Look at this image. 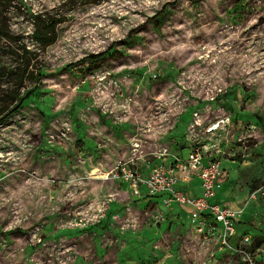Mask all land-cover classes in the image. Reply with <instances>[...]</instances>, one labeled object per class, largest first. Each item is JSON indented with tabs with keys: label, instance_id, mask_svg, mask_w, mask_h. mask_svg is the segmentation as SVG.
Segmentation results:
<instances>
[{
	"label": "rangeland",
	"instance_id": "rangeland-1",
	"mask_svg": "<svg viewBox=\"0 0 264 264\" xmlns=\"http://www.w3.org/2000/svg\"><path fill=\"white\" fill-rule=\"evenodd\" d=\"M0 21V264H238L110 171L139 138L142 173L199 145L264 182V0H0Z\"/></svg>",
	"mask_w": 264,
	"mask_h": 264
},
{
	"label": "built area",
	"instance_id": "built-area-1",
	"mask_svg": "<svg viewBox=\"0 0 264 264\" xmlns=\"http://www.w3.org/2000/svg\"><path fill=\"white\" fill-rule=\"evenodd\" d=\"M194 116L199 118L197 113ZM196 121L198 123V119ZM218 124L219 122L216 126H210L209 130L215 129ZM140 142L139 138L135 139L131 158L125 162H117L110 171L112 173L115 169L110 178L121 184L131 199L137 202L146 203L152 197H160L165 207H190L186 214L190 234L195 239L211 244L212 255L232 258L238 264H256L247 251V245L252 242L249 233L240 235L238 241L232 243V238L237 236V224L245 207L233 209L217 200L218 191L222 187L223 169L221 161L209 154L208 146H193L185 157H174L170 163H149L146 165V173H142L137 166H130L134 164V159L143 155ZM193 180L198 181L199 194L191 191ZM257 194L264 195V182L249 193V197L254 199ZM253 214L256 217L258 212Z\"/></svg>",
	"mask_w": 264,
	"mask_h": 264
},
{
	"label": "crops",
	"instance_id": "crops-1",
	"mask_svg": "<svg viewBox=\"0 0 264 264\" xmlns=\"http://www.w3.org/2000/svg\"><path fill=\"white\" fill-rule=\"evenodd\" d=\"M236 178L237 176L235 175L233 169L229 170L228 177L225 178V171L223 169L222 187L217 194V200L225 202L233 209L245 207V211L242 217L240 218V221L237 224V236L232 238V243H236L240 235L249 233L250 230H254V234L251 235V237L252 236L254 237V240L255 238H258V236L260 235L264 237V212H259V214L256 217L253 214V212L258 211V207L261 206L259 204H261L262 201L264 202V200L260 199L261 194L260 195L257 194L256 198L254 199L250 198L249 188L247 186H246V190L240 189V187L238 188ZM191 191L194 194L200 193V188L197 180H193V183L191 185ZM136 203L139 205L154 204L165 212L168 209H171L172 212L174 213V214L171 213V217L175 220L181 219L182 222L180 224H183L184 230L190 233L186 223V214H188V212L190 211V207L186 205H175L171 207H165L162 204L160 197H152L148 201L146 200V203L145 202L142 203L136 202ZM256 248L262 250L260 246Z\"/></svg>",
	"mask_w": 264,
	"mask_h": 264
},
{
	"label": "trees",
	"instance_id": "trees-1",
	"mask_svg": "<svg viewBox=\"0 0 264 264\" xmlns=\"http://www.w3.org/2000/svg\"><path fill=\"white\" fill-rule=\"evenodd\" d=\"M33 24H34V37L39 40V41H47V40H52L53 38V27L49 25V23L43 21L39 16H34L33 17ZM0 38H5L6 40H12V36L7 32V29L5 27V24L3 23V21H0ZM5 52V51H3ZM8 53H12L14 55H17L16 51H7ZM18 52V51H17ZM28 52L27 49H23L22 53H26ZM103 57V53L102 52H98V53H93L92 55H88L85 58H83V61H90V62H96L101 60V58ZM24 66H26L23 62L22 66L18 67L19 70L24 71ZM19 72H16V75ZM22 74L20 75V79H21ZM18 78V79H19ZM19 79V81H20ZM18 93L16 92L14 94L15 97H18ZM22 100V99H21ZM20 100V101H21ZM20 104L18 106H16L15 108L11 109L10 112L8 114H6L4 117H0V124L5 120V118L7 116H9L10 114L16 112L19 108ZM117 252V251H115ZM113 259V258H112ZM97 264H101V263H97Z\"/></svg>",
	"mask_w": 264,
	"mask_h": 264
},
{
	"label": "bare ground",
	"instance_id": "bare-ground-1",
	"mask_svg": "<svg viewBox=\"0 0 264 264\" xmlns=\"http://www.w3.org/2000/svg\"><path fill=\"white\" fill-rule=\"evenodd\" d=\"M216 126V125H215ZM96 177H98V178H108V177H106V173L104 174V173H102V174H99V175H97Z\"/></svg>",
	"mask_w": 264,
	"mask_h": 264
}]
</instances>
